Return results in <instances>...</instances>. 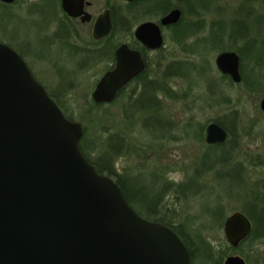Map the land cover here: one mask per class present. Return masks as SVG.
<instances>
[{
  "label": "water",
  "instance_id": "water-1",
  "mask_svg": "<svg viewBox=\"0 0 264 264\" xmlns=\"http://www.w3.org/2000/svg\"><path fill=\"white\" fill-rule=\"evenodd\" d=\"M89 6L86 0H61L63 12L82 24L92 22L85 10ZM167 15L162 27L175 26L184 14L174 9ZM161 26L145 22L135 37L151 50L162 48ZM111 31L110 12L105 10L94 19L91 37L99 41ZM115 56L116 68L92 93L94 103H112L118 88L144 69L139 54L126 45ZM216 64L224 77L240 85L238 53H220ZM125 65L130 69L124 71ZM260 104L264 112V98ZM83 133L82 125L66 118L23 58L0 43V264H192L176 232L140 216L116 182L89 163L79 146ZM207 137L212 146L222 145L229 136L213 122ZM224 229L229 245L237 249L253 228L236 212ZM225 264L247 263L231 256Z\"/></svg>",
  "mask_w": 264,
  "mask_h": 264
},
{
  "label": "rangeland",
  "instance_id": "rangeland-1",
  "mask_svg": "<svg viewBox=\"0 0 264 264\" xmlns=\"http://www.w3.org/2000/svg\"><path fill=\"white\" fill-rule=\"evenodd\" d=\"M47 1L49 0H45V3L43 1L44 7L48 3L45 8L32 7L33 4H40V0H15L11 6H0V43L21 53L36 81L46 91L54 94L62 108L67 111L66 117L70 116L73 121L82 125L86 133L84 137L86 143L94 141L99 143L111 133H118L126 141V152L115 161L119 171L110 178L116 180L118 177L128 176L137 180L135 188L142 193V196L136 197L133 206L136 207L135 210L140 216L151 219L145 210L147 204L142 200L144 197L152 198L153 205L161 199L165 209L154 210L155 215H166L176 224L184 225L190 235L201 231L211 240L216 250L222 249L221 246L225 250L227 247L231 248L225 238L224 227L216 224V220L219 219L210 216L208 208L220 209L224 212L226 220L229 216L240 212L239 210L242 211L244 204L241 200L229 196L230 189L237 187L235 181L233 183L227 179L215 181V178L208 176L205 178L207 189H209L206 194L188 202L178 200L174 193L167 194V191L164 193L162 187H167L168 180L182 184L185 178L192 175L194 170L191 168L198 162L205 160L208 165H212L216 160L225 158L217 151L207 155L205 151L211 146L206 144V131L213 122L221 119L230 120L231 114L235 109L237 110V107L240 110H237L238 115L242 116L243 121L238 128V137L234 138L239 140L237 145L239 162L245 161L246 166L242 186L252 188V183L258 180L264 181V167L256 166L255 162H251L257 157L264 159V112L260 109L264 95L250 97L243 90L230 87L228 82L222 80L223 74L217 70L216 59L220 53H226L225 51L218 49L206 54L201 44L198 47L200 54L192 56L188 54L189 50L184 51L171 42L174 37L173 31L167 29V66L176 58L182 61L188 60L194 65L192 69H195V72L189 79L170 80L169 86L172 87L176 99H167L160 95L165 109L163 112L158 111L152 114L156 119L162 120L156 125V127H163L160 132L154 131L152 123L148 127L144 125L149 115H144L141 111L134 114L132 121L129 122L125 119L124 106L128 102L125 98L105 106L94 105L91 93L97 80L102 76V67L89 70L84 65L85 55L87 56V52L91 49L88 44L92 40L93 21L103 13L106 1L88 0L91 2V7L87 11L92 15V22L84 25L78 23L75 26L71 24L80 35V41L74 39L75 34L72 36L70 34L69 38L65 34L67 38L59 34L58 19L63 18V14L55 16L56 8ZM263 1L190 0L192 4H189L174 0V3L180 4L186 10L183 15L184 22L192 24L197 31H201V38L198 37L196 40L209 37L211 30L219 31L221 27L227 35L232 34L235 38H244L248 30L250 34L245 39L238 40L236 46L244 48L245 44L251 41L244 52L249 71L252 68L250 55H253L255 61L263 57L264 62ZM115 2L122 8L119 10L121 14L123 12L126 14L125 5L118 0ZM194 3L199 8L192 10ZM200 6L208 7L202 9ZM144 19L151 20L149 16ZM227 38L221 44L223 48H228L230 44ZM190 44L193 45L192 42H189ZM70 45L82 48V53L77 54ZM256 73H259L258 80L264 83V66L256 70ZM254 74L250 75L256 77ZM217 84L221 85L215 92L232 99L229 108L226 105L219 106L218 100L215 101V98L211 97V94L216 95L212 89H214L213 86L217 89ZM169 121H171L170 129L167 128L169 125L167 127L165 125V122ZM252 125L254 128L250 131L249 128ZM89 156L96 159V156L90 152ZM228 169L224 167L221 172H230ZM172 171L174 172L171 174ZM167 204L169 213H167ZM255 250L258 256L251 257V264H264V242L259 241ZM228 253L223 264L231 256L242 257L232 250ZM242 259L250 264L247 259L243 257ZM203 262L199 258L194 264H204Z\"/></svg>",
  "mask_w": 264,
  "mask_h": 264
},
{
  "label": "trees",
  "instance_id": "trees-1",
  "mask_svg": "<svg viewBox=\"0 0 264 264\" xmlns=\"http://www.w3.org/2000/svg\"><path fill=\"white\" fill-rule=\"evenodd\" d=\"M45 3V0H43ZM107 2H114L115 0H106ZM149 0H145L144 2L147 5ZM182 2H188L189 4H192L190 0H180ZM32 7L37 8V4H33ZM44 7V5H43ZM146 8V7H145ZM192 10H195L196 7L195 3L192 5ZM174 9H179L182 14L185 13V9L180 4H175L174 0H167V14H170ZM123 12L119 11V8L117 10H112V21H113V30L109 37H107L106 40L114 41L120 39L119 35L122 31L124 32H130L133 26L136 23H141L145 17H150L149 11L146 8L145 12L141 14L140 16L133 13V4H126L124 6ZM69 22V23H68ZM72 24L70 20H68L64 15L63 18L58 19V26H59V34H64L67 32H70V26L69 24ZM222 26V25H217ZM73 27V26H72ZM75 30V28L73 27ZM167 29H170L173 31L174 37L172 38V43L180 46L181 49L184 51L189 50L188 54L192 56H197V54H200V50L198 49L199 45L202 44V48L204 50V53L207 54V52L210 51H217L223 50L225 52L228 51H234L238 53L241 57V73H242V82L240 85L234 84V82L228 78V77H222V80L224 82H228L230 84V87H235L243 90L245 94H249L250 97L257 96L258 94L264 95V86L262 81L259 79V73H256V70L263 68L264 62L263 57H260L259 60H254L253 55H250V64L252 66L251 70H247L246 60L245 57V51L248 49V45L251 43V41H248L247 44H245L244 48H240L236 46L238 40L245 39L248 34H250L247 30V34L244 35V38H235L232 34L227 35L225 31L220 28L219 31H212L209 37L203 38L201 40H196L198 37H200L201 31L195 29L192 24H187L184 22V16H182V20L179 21L175 26L173 27H167ZM75 32V31H74ZM228 37V38H227ZM201 38V37H200ZM229 40L228 48H223L221 44H223L225 41ZM74 39L77 41L79 39V35L75 32ZM196 40V41H195ZM189 42H192L193 45H189ZM91 49L96 48L98 45H95L94 41L91 40V43L88 44ZM72 50H75L77 54L82 53V48H78L77 46L70 45ZM202 50V51H203ZM214 51V52H215ZM18 53V52H17ZM21 57V53H18ZM90 54V53H89ZM247 54V53H246ZM92 55V54H90ZM96 56L97 55H92ZM194 65L188 60L182 61L181 59H175L172 62L169 63L167 66V98L176 99L175 94L172 92V87L169 86V82L172 79L177 78H183V79H189L192 78L193 72H195V69H192ZM251 73H255L254 75L256 77H252L250 75ZM215 84V83H214ZM217 89L215 86H213L214 89H212V92L216 93L215 91L219 90L221 84H217ZM211 92V93H212ZM48 95L56 102L58 107L61 109V111L68 115L67 111L62 108V105L59 103V100L56 98L54 94H51L47 91ZM219 93V92H217ZM211 94V97L215 98V101H217V104L220 105H226V107H230L232 104V99L225 98V95L222 94ZM217 99V100H216ZM237 110H239V107H237ZM236 109L231 114L230 120L221 119L219 121H216L215 123L219 126H223V128L226 130L228 134V140L223 143L220 146H212L207 148L205 151L207 155L212 154L213 152L217 151L221 155H223L225 158L221 160H216L213 162L212 165H208L207 161L203 160L201 163H196L191 169L194 170L192 172V175L185 178V181L182 182V184H177L175 181L168 180L167 181V187H162L163 192L165 193L167 191V194L174 193L177 196L178 200H181L182 202H188L192 201L195 197H200L206 194V192L209 190L207 189L208 185L206 182V177L212 176V178H215L214 180H229L230 183H233L234 181L237 183L236 186L231 190V193L229 196L231 198H238L241 200V202L244 204V209L239 210L240 213L244 214L249 221L251 222V227L253 228L251 230L250 235L248 236V239L245 240L243 243L240 244V246L237 249H233L230 247H227L225 250L224 247L221 246L222 249L216 250L214 249L211 240L209 238H206L204 234H202L201 231L197 232L195 235H190L189 231L186 229L184 225L176 224L175 221L168 219L166 215H158L154 214V210L160 209L163 210L165 207H163L161 199L159 201H156L155 205H153V201L151 202L152 198L144 197L142 200L146 205V213L148 212L151 219H147L151 222H159L161 225H165L169 227V229L176 232L179 236L182 242H184L185 246L190 251L191 258H192V264L196 263L199 258H201L202 261H204V264H223V261L225 257L228 256V252L231 250L236 253V255L240 254L243 258L247 259L248 262L251 264L253 256H258L257 251L255 250V246L259 241L264 242V181H256L255 183H252L251 187H243L242 184L244 183L243 179L246 174H244V170L246 167L244 162H239L238 159V149L237 145L239 144V140L234 137L237 136L238 128L241 126L242 123V116L238 115V111ZM125 119L129 122H131L132 117H134L135 111L132 109H126L125 110ZM141 111V110H140ZM156 111L153 109L146 110V114L149 115L150 120L149 122L152 123L154 131L160 132L162 130V126L156 127L159 119L152 116ZM67 119L73 121V119L69 116L66 117ZM148 121L146 122L147 126H150V123ZM168 125V124H167ZM170 129V125L167 127ZM254 128V125H252L249 130L252 131ZM247 130V129H246ZM104 133L106 131L104 130ZM85 131L83 133V137L80 140L79 146L82 154L86 157V159L89 161L91 165H93L96 169V171L99 174L106 175L108 177H113V175L117 174L119 169L115 166V161L122 156L126 152V141L122 139L118 133H111L109 136L104 140L97 143L96 141L92 143H86L85 142ZM89 152L94 154L96 156V159H92L89 156ZM252 163H254L256 166L264 167V159L254 158V160H251ZM175 166V165H174ZM176 167V166H175ZM229 168L228 170L230 172L222 173L221 169L223 168ZM191 170V171H192ZM174 171L171 172V174ZM146 175V174H144ZM116 184L121 189L126 201L129 205L133 207L135 210L136 207H134L135 199L137 196H142V193L136 190V179H131L128 176L127 177H118L116 180H114ZM137 191V192H136ZM148 202V203H147ZM208 213H210V216H212L216 220V224L220 225V227H224L226 223V219L224 216V212L220 209H210ZM207 210V211H208ZM136 211V210H135ZM167 213H169V206L167 204Z\"/></svg>",
  "mask_w": 264,
  "mask_h": 264
},
{
  "label": "flooded vegetation",
  "instance_id": "flooded-vegetation-1",
  "mask_svg": "<svg viewBox=\"0 0 264 264\" xmlns=\"http://www.w3.org/2000/svg\"><path fill=\"white\" fill-rule=\"evenodd\" d=\"M86 1H88V0H86ZM118 1H120V0H118ZM144 1L145 0H135L133 2H130L131 4H133V13L140 16L141 14H143V12H145V10L147 8L149 11V14H150L149 18L151 20H149V19L146 20L147 18L144 19L140 25H138V24L135 25L131 29L130 32L122 31L121 34L119 35L120 39H118V41L117 40L109 41V40H106L107 38H104V39L99 40V41H94L92 39L94 41L95 45H98V46L96 48L92 49L91 51L87 52L88 55L87 56L85 55V61L86 62H84V65H86L87 68H89V70L96 69L100 66L102 67V69H101L102 76L97 80V82L95 84V88H96V85L100 81V79L105 74H107L108 72H110L116 68L117 61H116L115 53L120 46L126 45L130 50L137 52L139 54V57L141 58L144 69L141 72H138L137 74H134L133 76L129 77L128 80L126 82H124L120 88H118V90L115 93V100L112 102V103H115L118 100L121 101V99H123V98L127 99L128 102L124 106V109H131V110L133 109L135 111V113H134L135 115L137 113H139L140 110H141V113L145 114L146 110L148 111L149 109H153L156 112H158V111L163 112L164 111L163 109H165V108L163 107L164 103H162L163 98L160 95L165 96L167 98V89H168V87H167V57H168L167 56V47H168L167 46V26H165V27L161 26L162 20L166 16H168L167 15V0H149L147 5H145L146 3ZM47 2L52 3L54 5V7L56 8L55 16L62 13L68 20H70L72 22L73 26H75V24H78V23L82 24L79 21V19H71L63 12L62 7H61V0H49ZM214 2H216V0H214ZM14 3H15V1H14ZM14 3L4 4V3L0 2V6H2V7L3 6H11ZM120 3H122L124 5L130 4V3L122 2V1H120ZM37 5L40 7H43V0H40V4H37ZM47 5H48V3H47ZM47 5H45V7ZM208 6H210V5H208ZM208 6H205V7L200 6V8L205 9ZM89 7H91V2H90ZM89 7H86V9H85L86 12H88L87 9ZM118 7L119 6H118L117 2H115V1L114 2H112V1L107 2L106 1L104 11L109 10L111 20H112V10H117ZM121 9L122 8L119 7V10H121ZM54 17L52 18V21L54 20ZM145 22H149V23H153V24L156 23L159 26H161L160 28H161V34L163 36V46L164 47L159 48V49H155V50H151L150 47L144 46L140 42V40H138L135 37L136 28L137 27L140 28V26L143 25ZM70 25H71V23L69 24V26ZM71 26H70V32H67V34L64 33L65 35H67L68 38L70 37V34L72 36L75 34V32L77 33L76 29L74 30L73 27H71ZM112 30H113V21H112ZM91 31H92V29H91ZM111 33H112V31H111ZM111 33H110V35H111ZM64 34H60V35L64 36ZM67 37L64 36V38H67ZM79 38H80V35H79ZM78 40L80 41V39H78ZM89 43H91V41ZM89 53L92 55H97V57L92 56ZM130 67H131V65H125L122 68L124 71H126V70H129ZM95 88H94V90H95ZM92 93H91V96H92ZM91 100H92V97H91ZM92 102H93V100H92ZM94 105L95 106H103V105L105 106V104H97V103H94ZM134 108H137V109H134ZM150 118L151 117H149L148 120L144 121L145 126H147L146 122L147 121L149 122ZM158 119L161 120V118H158ZM170 123H171V121H169L167 123L165 122L166 127H167V124L170 125ZM150 125H151V123H150ZM163 125H164V123H163ZM206 136H207V131H206ZM212 146H214V145H212ZM215 146H220V145L215 144Z\"/></svg>",
  "mask_w": 264,
  "mask_h": 264
}]
</instances>
